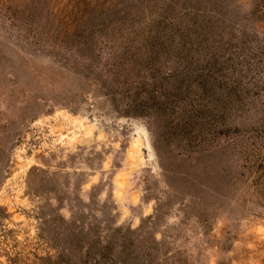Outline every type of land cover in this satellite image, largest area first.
Instances as JSON below:
<instances>
[{
  "label": "rangeland",
  "instance_id": "obj_1",
  "mask_svg": "<svg viewBox=\"0 0 264 264\" xmlns=\"http://www.w3.org/2000/svg\"><path fill=\"white\" fill-rule=\"evenodd\" d=\"M177 27L161 78L188 31L245 63L216 128L143 108ZM0 264H264V0H0Z\"/></svg>",
  "mask_w": 264,
  "mask_h": 264
},
{
  "label": "trees",
  "instance_id": "obj_2",
  "mask_svg": "<svg viewBox=\"0 0 264 264\" xmlns=\"http://www.w3.org/2000/svg\"><path fill=\"white\" fill-rule=\"evenodd\" d=\"M166 26V25H165ZM181 29L177 27L175 30L168 32V29L157 30L156 34L148 40L146 48L148 49V54L145 57L146 64L141 67L147 69L148 76L153 80L150 84L151 91H166L164 97L168 100L166 102L158 101L154 105L150 106L148 104H142L144 109L158 107L161 111L172 110L173 113H177V109L184 106L185 102H190L188 105L190 109L189 117L190 123L187 127H195V124H199V118L203 117L204 110L201 108L205 99L210 97V128L217 127L220 124L221 119H224L226 116L227 104H221L223 100H237L242 99V92L239 88V85L230 83L231 76L227 73L228 66L229 68L236 70L237 67H240L239 70L243 71V64L240 61L242 56L234 52H231L227 59L223 62L218 60L219 57H224L228 52V48L224 51H221L220 54L209 55V51L205 53L207 59L206 64H198V59L196 55H199L200 46H202L205 39H192L189 31L184 34V39H186L183 44L184 50L181 51L182 56L178 58L179 64H186L181 71L173 70L169 75L164 78H161L162 74V61L164 57H170V52L168 46H166V38L169 36L175 38L179 35ZM181 33V32H180ZM171 34V35H169ZM196 41V43H195ZM196 44V46H195ZM198 52V53H197ZM210 56V57H209ZM247 70L250 69L251 64L245 65ZM139 69L134 75L136 78L140 77L141 70ZM252 68V67H251ZM188 82L185 90L183 91L184 83ZM168 83H172L171 87L167 86ZM146 84V83H145ZM144 84V85H145ZM144 85L141 86V91L144 90ZM153 93V92H152ZM154 95V93H153ZM226 95V96H224ZM191 97V98H190ZM220 103L221 105H218ZM200 105V106H199ZM197 106L201 108H197ZM222 109V110H221ZM179 111V110H178ZM187 125V124H186ZM223 133L222 131L219 134Z\"/></svg>",
  "mask_w": 264,
  "mask_h": 264
},
{
  "label": "bare ground",
  "instance_id": "obj_3",
  "mask_svg": "<svg viewBox=\"0 0 264 264\" xmlns=\"http://www.w3.org/2000/svg\"><path fill=\"white\" fill-rule=\"evenodd\" d=\"M66 119V118H65ZM66 121V120H65ZM62 123H63V121H62ZM64 124H65V122H64ZM61 126H62V124H61ZM65 127V126H64ZM139 142V140H137V143ZM140 144V143H139ZM135 145H137V144H135ZM141 146V145H140ZM135 148H138V147H135ZM138 150V149H137ZM134 152V151H133ZM139 152V151H138Z\"/></svg>",
  "mask_w": 264,
  "mask_h": 264
}]
</instances>
